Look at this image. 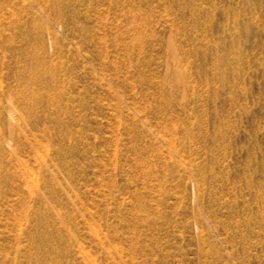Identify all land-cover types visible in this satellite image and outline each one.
<instances>
[{"label":"rangeland","instance_id":"obj_1","mask_svg":"<svg viewBox=\"0 0 264 264\" xmlns=\"http://www.w3.org/2000/svg\"><path fill=\"white\" fill-rule=\"evenodd\" d=\"M0 264H264V0H0Z\"/></svg>","mask_w":264,"mask_h":264},{"label":"bare ground","instance_id":"obj_2","mask_svg":"<svg viewBox=\"0 0 264 264\" xmlns=\"http://www.w3.org/2000/svg\"><path fill=\"white\" fill-rule=\"evenodd\" d=\"M40 202H41V205L43 206V210L47 209L44 202L42 200H40ZM54 215H55L54 220L57 222L59 226L58 228L59 239L63 240V238L66 237L65 235V215L58 214V213L57 214L54 213Z\"/></svg>","mask_w":264,"mask_h":264}]
</instances>
